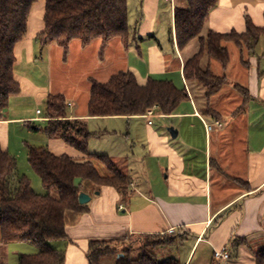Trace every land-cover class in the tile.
<instances>
[{"label":"crops","instance_id":"0c3cea01","mask_svg":"<svg viewBox=\"0 0 264 264\" xmlns=\"http://www.w3.org/2000/svg\"><path fill=\"white\" fill-rule=\"evenodd\" d=\"M130 3L131 0L129 9ZM164 3L170 4L164 0H137L133 27L129 13L134 34L131 46L125 48L122 39L115 37L101 54V39L88 45L75 39L67 51L56 43L41 46L37 35L44 29L46 2L39 0L32 5L26 36L16 45L14 72L21 90L11 96L8 108L0 117V144L16 158L17 167V154L28 158L23 147L29 148L31 143L19 139L15 127L23 134V129L31 127L33 122L46 124V111L43 114L37 105L47 101L50 94L66 97L70 118L87 120L93 132L88 142L90 153L108 155L116 162L118 158L129 157L135 141L141 144L142 184L132 173L123 171L132 178L127 197L123 198L113 187L103 186L98 190L94 186L95 195L84 190L91 196L87 203L89 210L67 213V237L51 240L58 241L54 248L65 253L64 264H89L87 251L92 239L128 240L138 234L177 232L184 236L183 241L193 239L183 259L174 253L175 245L159 250L162 260L174 258L181 264H193L201 245L203 258L197 264H212L215 250H228L230 254L236 238H245L248 244L239 248L238 258L219 259L221 264H238L247 251L252 264H256L253 250L264 248V35L252 49L236 44L239 58L231 69V64L223 67L216 60L205 59V64L215 73L225 75L228 83V87L225 84L212 98V107L220 115H206L183 74L189 57L183 52L191 44L181 51L173 33L174 48L163 45L159 33L162 21L156 16ZM177 4L178 0H174L175 7ZM174 10L170 4L173 31ZM247 16L255 25L264 27V0H218L203 35L210 30L243 33ZM194 41L197 46L190 56L200 47L199 41ZM226 46L230 52V46ZM246 53L249 56L243 59ZM119 56L124 65L115 69ZM64 66H69V77L79 79L77 88L72 92L57 88L53 91L54 78L58 77L53 74V67ZM127 70L136 74L140 84L151 77L171 80L187 90L189 99L182 101L172 114H162L156 108L155 114L163 122L157 126L146 114L90 117L92 82H107L113 75ZM80 82L86 89L82 107L76 104ZM238 86L247 89L246 96ZM228 93L231 100L222 99ZM96 120L104 125L93 130L89 124ZM207 124L213 128L208 130ZM170 127L177 130L176 137L171 135ZM42 144L58 155L68 154L78 160L87 158V154L60 138L46 134ZM219 218L220 222L216 223Z\"/></svg>","mask_w":264,"mask_h":264},{"label":"trees","instance_id":"16d2710c","mask_svg":"<svg viewBox=\"0 0 264 264\" xmlns=\"http://www.w3.org/2000/svg\"><path fill=\"white\" fill-rule=\"evenodd\" d=\"M39 0H0V117L8 108L12 95L21 90L15 77L17 61L15 48L24 39L32 5ZM44 29L37 35L43 47L56 43L68 50L78 39L88 45L102 40L101 54L108 42L120 37L129 48L134 34L129 24V0H45ZM218 0H178L174 10V33L177 46L184 51L194 40L199 50L189 56L183 67L185 79L200 104L202 113L220 115L212 107V98L224 87L225 75L215 73L205 59H213L226 67L230 52L226 43L233 42L242 48L252 49L264 35V27L257 26L246 17V31L220 33L203 30ZM247 95V89L238 86ZM189 99L185 88L171 80L149 78L138 82L136 74L121 71L107 82L93 81L88 103L90 117L145 115L151 108L162 114H172L178 105ZM45 128L50 138H60L72 147L87 154L78 160L68 154H55L46 146H30L28 162L40 176L48 191L42 195L34 191L26 175L15 176L16 158L0 144V243L30 242L38 251L23 254L18 264H64L65 253L50 245V241L67 237V213H84L88 204L79 202L86 181L97 186L115 188L120 195L128 196L132 178L124 173L108 155L90 153L88 142L93 132L84 118H70L68 102L63 94H50L46 101ZM54 192L55 194H52ZM220 222V218L216 219ZM177 232L138 234L131 239H92L87 258L89 264H102L105 258H114L115 264H181L174 258L162 260L160 249L182 242ZM245 238H236L230 246L232 259L238 258L239 248L247 245ZM137 250L136 256L133 255ZM256 264H264V248L253 250ZM0 264H9L0 256ZM212 264H221L214 258Z\"/></svg>","mask_w":264,"mask_h":264},{"label":"rangeland","instance_id":"374dc122","mask_svg":"<svg viewBox=\"0 0 264 264\" xmlns=\"http://www.w3.org/2000/svg\"><path fill=\"white\" fill-rule=\"evenodd\" d=\"M136 1L137 0H131L130 3V9H129V13H130V24L133 27L134 26V18H135V13H136ZM145 16V13H144ZM158 20L162 21L160 27H159V33L160 36L163 37V45L165 47H167V49H173L174 45H173V40H172V26H173V20H172V16H171V11H170V4H163L162 10L159 12V14L156 16ZM229 45V49H230V54H231V63L229 62V66L231 64L230 69L236 64L238 63V58L239 56H237L236 50L238 51L237 45L235 43L232 42H228L226 43V45ZM191 47H189V49H187L186 51H184V55L186 57L190 56V54L194 51L195 47L197 46V41H193L190 45ZM175 50V49H174ZM245 50V49H244ZM247 51V49H246ZM239 52V51H238ZM116 54V51H113V55ZM171 54V51L170 53ZM249 56L248 53L243 54L242 58L243 59H247V57ZM119 63L115 64L114 68L115 69H120V67H122V65H124V61L123 59L119 56L118 58ZM59 71V72H58ZM118 71V70H117ZM69 72V66H64V67H53V74H57L58 77L57 79L54 78V84L52 85L53 87V91H55V89H64L65 91H70L72 92L74 87L79 83V79L78 78H74L69 77L68 75L70 73ZM63 73H67L64 76ZM62 77V78H61ZM77 77V76H76ZM230 79L232 80V78L230 77ZM74 80H77L76 82H73ZM73 83V85H72ZM78 97H77V101L76 104L79 107H82L84 104V101L86 100V89L85 86L80 82V84L78 85ZM226 87H228V83L225 85ZM231 93L225 94V97H222V99L225 100H231ZM232 104V103H230ZM37 108H39L43 114L46 111V101L43 102L42 105H37ZM232 108L229 106V109ZM233 109V108H232ZM157 114V112H156ZM153 115L152 117V121L154 122V124L157 126L162 122V119L158 117V115ZM225 115V114H224ZM32 125L36 126V127H41V128H45L46 124L45 122L42 121H36L31 123ZM104 123L101 120H96L93 121V123H90L89 126L91 129H98L99 127H103ZM15 126H19V125H15ZM19 127H15V131L17 136L19 137V139H25L27 141H29V143H31L32 145L35 146H43V141L46 138V133L43 130H34L31 127H26V129H23V134H21L22 130L18 129ZM135 146H133L132 149L133 152L130 151V155L128 158H118L116 163L118 164V167L124 171V172H130L132 173L131 175H133L135 177V179H137L138 183L142 184V180L143 177L141 178V170H140V163H141V151H140V146L141 144L138 141H135ZM24 146V143L21 142ZM23 152L26 154L28 153V146L27 147H23ZM18 167L15 171V176H21V175H26L32 184V187L34 189V191L38 194H42L45 195L48 193V191L45 189V187L43 186L42 180L40 178V176L38 175V173H36L34 171V169H32V167L30 166L29 162H28V158L23 154V157L20 156V154L18 153ZM165 176V175H164ZM33 179V180H32ZM94 186L93 183L86 181L84 183V190L89 191L92 195H95V191H94ZM217 188H215L214 190H216ZM52 194H55L54 192H52ZM67 223H69V219L67 220ZM193 242V239L190 240H184L182 242H179L178 244L175 245V249H173L174 253L178 256L179 254L182 255V259L184 257V255H187L188 251L190 250L191 244ZM58 244L57 242L54 241H50V245L52 247H56L55 245ZM197 248V247H196ZM195 248V250H196ZM203 245H201L196 253V256L194 258L193 264H197L200 261H202V254H203ZM194 250V252H195ZM38 251V248L36 247V245H34L33 243L30 242H10V243H5V244H1L0 243V256L1 257H5L8 261L9 264H18L20 261V258L23 254H32V253H36ZM193 252V253H194ZM137 250H134L133 255L136 256ZM249 252L247 251L246 254L243 256L242 259H239V263L238 264H252V260L250 259V255L248 254ZM193 256V255H192ZM102 264H115V260L114 258H105L104 261L102 262Z\"/></svg>","mask_w":264,"mask_h":264},{"label":"built area","instance_id":"2783aa9c","mask_svg":"<svg viewBox=\"0 0 264 264\" xmlns=\"http://www.w3.org/2000/svg\"><path fill=\"white\" fill-rule=\"evenodd\" d=\"M164 1L169 2L171 4L172 10L175 9L174 0H164ZM155 109L156 108L149 109L146 113V116H149V117L153 116L155 114ZM40 112L41 111L38 110V113H40ZM149 123H152V121L150 120ZM216 124L220 125V122L217 121ZM207 128H208V130H211L213 128V125L207 124ZM214 255L217 259H220V260H227L230 257L228 250H221V251L215 250Z\"/></svg>","mask_w":264,"mask_h":264},{"label":"water","instance_id":"95a60500","mask_svg":"<svg viewBox=\"0 0 264 264\" xmlns=\"http://www.w3.org/2000/svg\"><path fill=\"white\" fill-rule=\"evenodd\" d=\"M169 131L173 137L177 136V130L174 127H170ZM91 200V196L86 192H81L79 194V202L81 204H87Z\"/></svg>","mask_w":264,"mask_h":264}]
</instances>
